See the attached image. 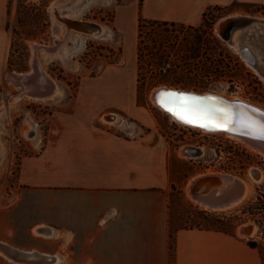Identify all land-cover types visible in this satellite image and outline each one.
Listing matches in <instances>:
<instances>
[{
	"label": "rangeland",
	"instance_id": "rangeland-1",
	"mask_svg": "<svg viewBox=\"0 0 264 264\" xmlns=\"http://www.w3.org/2000/svg\"><path fill=\"white\" fill-rule=\"evenodd\" d=\"M53 1L9 0L12 46L0 82V234H7L2 239L14 246L58 254L60 261L22 262L0 253V264L68 263L65 253L71 246L66 244L65 230H56L51 236L36 231L39 223L64 219L63 200L56 204V197L30 189L20 181L19 173L23 158L37 153L47 142L54 114L73 108L74 96H136L149 119L147 126L138 118L120 112L125 124L135 128L152 125L171 144L170 170L174 183L169 190V217L172 216V225L184 223L187 213L197 209L238 215L237 234L248 242L256 241L264 260V208H254L253 212L247 208L258 201L259 189L264 185V156L236 138L181 125L152 99L157 86L169 85L225 92L227 96L239 94L264 104V78L217 30L218 23L226 16L264 17V4L235 2L211 6L203 27L200 24L204 18L198 24L171 20L176 23L144 21L141 26L142 18L152 19L141 14L144 0H65L68 6L58 10L59 14L68 13L106 25L105 35L96 36L74 28L69 30L59 15L54 14ZM34 44L40 46L37 52ZM43 47H57L61 54ZM35 60L56 80L60 91L47 99L27 95L15 98L18 88L7 79V74L13 70H33ZM183 146H200L204 153L182 155ZM254 166L262 169L261 180L250 174ZM211 171L231 172L249 180L254 189L252 195L233 210L203 207L190 197L187 185L194 176ZM247 223L257 225V229L253 234L243 235L241 227Z\"/></svg>",
	"mask_w": 264,
	"mask_h": 264
},
{
	"label": "crops",
	"instance_id": "crops-1",
	"mask_svg": "<svg viewBox=\"0 0 264 264\" xmlns=\"http://www.w3.org/2000/svg\"><path fill=\"white\" fill-rule=\"evenodd\" d=\"M235 2L264 4V0H144L141 14L198 24L209 7ZM8 19L9 0H0V82L12 46ZM73 101L72 109L54 114L47 142L23 158L19 173L30 189L56 197V204L63 200L64 219L51 218L54 223L49 225L68 235L66 264H170L169 190L174 183L170 142L152 125L125 124L122 113L147 126L149 119L136 96H74ZM6 237L0 234L2 241ZM175 264L264 260L258 247L239 234L182 228L176 235Z\"/></svg>",
	"mask_w": 264,
	"mask_h": 264
},
{
	"label": "bare ground",
	"instance_id": "bare-ground-1",
	"mask_svg": "<svg viewBox=\"0 0 264 264\" xmlns=\"http://www.w3.org/2000/svg\"><path fill=\"white\" fill-rule=\"evenodd\" d=\"M65 0H54L53 1V12L56 16L59 15V17L61 18L62 21H64L67 24V27L70 29H73L69 26V24L66 22V20H73V21H88V22H92L98 26H100L101 30L100 31H95L92 34L96 35V36H100L102 34L105 35V31H107V27L106 25H104L101 22H97L95 20H89V19H81V18H77V17H72L70 14L66 13V14H59L58 10L60 11L61 8L68 6V4L64 3ZM70 6V5H69ZM58 14V15H57ZM240 15H245V14H237V15H232V16H226L224 18H222L220 20V22L217 25V30L219 33H221V24L224 20L233 17V16H240ZM258 18H261L264 20V17L262 16H256ZM250 32V33H248ZM246 34H244L243 30H238L235 32L234 34V44H232L233 47L236 48V50H238L239 52H247L249 55H251L259 64H261L264 67V54L262 53V50L259 48V45H257L254 40L257 39H264V24H260V23H256L254 25V27H252ZM85 33V32H84ZM244 34V35H243ZM255 36L254 39H252V41L250 40L251 36ZM83 41V40H82ZM262 46V45H261ZM40 46L38 44H34L33 48L34 51L37 52L38 48ZM44 50L46 51H51L54 53H60L59 49L56 47L54 49H49V47H43ZM70 48V47H69ZM54 50V51H52ZM63 51V50H62ZM244 54V53H243ZM245 55V54H244ZM246 59V61L251 64V61L249 60L248 57H244ZM34 59V58H33ZM34 62V61H33ZM254 67V66H253ZM255 68V67H254ZM257 70V68H255ZM45 71V70H44ZM45 75L52 78L46 71H45ZM263 77V76H262ZM264 78V77H263ZM54 79V78H53ZM55 83H56V89L55 92L52 96H55L59 91H60V87L59 84L56 82V80L54 79ZM173 89V90H171ZM174 89H178L175 90ZM34 90V86L31 85L30 83H24L22 84V86L19 88V92L17 95H15V98H19V97H23V96H34L32 94V91ZM181 91H192L194 93H201V94H207L210 92H214L217 94H220L222 96H227L224 95L226 94L225 92H222L224 94L215 92V91H196V90H190V89H185V88H180V87H176V86H169V85H160L157 86L152 93V99L155 103V105L162 110L164 113L168 114L173 120L179 122L181 125L186 126V127H190V128H194V129H202L201 127H199L197 124H193L194 120L198 121L200 123H204V124H209L207 121H203V120H199V119H195L193 117L190 116V114L192 115V113H199L201 114H207L209 110H204V106L203 108L201 107V105L199 104V102H195L194 100H192L191 98H188L187 96H179L177 99L178 102H173L172 98H170L167 94L168 93H180ZM239 94H233L232 96H227L229 98H233V99H243L246 100L248 102L254 103L258 106H260L261 108L264 109V104L259 103V102H255L249 98H244L241 96H238ZM208 96H213V95H208ZM50 97V98H51ZM34 98V97H33ZM39 98V97H36ZM43 99H47V98H43ZM214 105V104H212ZM211 105V106H212ZM166 109H169L171 111V113H169L168 111H166ZM195 115V114H194ZM115 116V115H113ZM186 121H190V122H186ZM188 123H192V124H188ZM192 126V127H191ZM204 130V132L206 133H211V134H225L227 136L236 138L238 140L243 141L245 144H247L251 149L254 150H258L261 151L260 148L254 143L252 142L249 138L245 137V136H241V135H237L231 132H225L222 129H212V130H208L207 128L202 129V131ZM187 147L183 146L180 149V152L182 155H190L188 154L186 150ZM192 156V155H190ZM261 168H257V167H251L250 169V174L253 175V177L257 180H261L263 177V172L260 170ZM255 170H260L261 174L260 176H256L254 175V171ZM210 177H214L212 179H214V182H224L226 180H229V178H236L239 179L241 181H244V179L234 173L231 172H224V171H211V172H204V173H200L196 176H194L193 178L190 179L188 185H187V190L188 193L190 195V197L200 203L203 207L205 208H209L211 210H233L235 208H237L238 206H240L242 203H244L253 193V185L252 183L245 181L246 184V189L244 191V193L242 195H240L234 202L230 203V204H215L213 203L211 197H213L214 194H217L216 189L212 190L211 192L207 193L205 197H201V195H197L196 193V189L199 182L204 181ZM228 178V179H227ZM212 184H208L206 185L203 189L205 190L206 188L209 189L210 186ZM215 192V193H214ZM249 229L248 231H244V229ZM257 229V225L253 224V223H247L246 225H244L243 227H241V233L244 234H253ZM36 231L45 235V236H51L52 234H54L55 229L53 227H51L49 224H41L38 225L36 227ZM0 253L5 254L7 257H9L10 259H15V260H20L22 262H31V263H48V262H56V260L58 258H60L59 255H56L57 257H55L54 254L52 253H48L45 251H41L37 248L35 249H23L17 246L12 245L9 242L6 241H2L0 239ZM52 260V261H50Z\"/></svg>",
	"mask_w": 264,
	"mask_h": 264
},
{
	"label": "water",
	"instance_id": "water-1",
	"mask_svg": "<svg viewBox=\"0 0 264 264\" xmlns=\"http://www.w3.org/2000/svg\"><path fill=\"white\" fill-rule=\"evenodd\" d=\"M66 22L71 28L88 33L101 30L100 26L88 21H73L68 19ZM256 23L264 24V20L253 15L233 16L222 22L220 34L229 44L232 45L235 41L234 34L236 31L243 30L244 34H246L252 27H254ZM254 42L257 45H262L261 50L264 51V39L256 38ZM240 54H242L243 57H248L252 66L257 68L258 73L264 77V67L261 64H259L247 52H240ZM45 74L46 73L42 66L37 62V60H35L33 70H13L7 74V79L18 88L17 93L19 92V88L22 86V84L30 83L34 86V90L32 91L34 96L31 97H39L43 99L50 98L56 89V83L53 77L50 78ZM175 90L178 89H174V91ZM180 94H185V96L188 98H191L195 102H199L200 105L202 104L201 107L203 108L204 106L205 111L209 110L207 114L205 113L200 115L197 112L194 113L195 115L193 113L192 115L190 114L191 117L194 116L193 118L195 119L207 121L209 124L200 123L195 120L193 124H197L202 129H222L225 132H231L237 135L245 136L260 148L261 151H257L264 156V139L260 138V122L264 121L263 108L243 99H233L214 92L201 94L197 92L194 93L192 91H181ZM166 111L171 113L169 109ZM201 125H207V127H202ZM185 151H187L188 154L192 156H200L204 153L203 148L200 146H187ZM260 174V170L254 171V175L256 176H260ZM212 178L214 177H210L199 182L197 188H195V191L197 195L205 197L207 193L216 189L217 194H214L213 197H211L213 203L215 204H230L234 202L240 195L244 193L246 189L245 181L250 182L249 180L242 177L244 181L236 178H229V180L217 183L214 182V179ZM209 183L212 184L210 188H206L204 190L203 188ZM244 231L249 232V229L245 228Z\"/></svg>",
	"mask_w": 264,
	"mask_h": 264
},
{
	"label": "trees",
	"instance_id": "trees-1",
	"mask_svg": "<svg viewBox=\"0 0 264 264\" xmlns=\"http://www.w3.org/2000/svg\"><path fill=\"white\" fill-rule=\"evenodd\" d=\"M211 10V7L208 8V11ZM208 11L204 13V20L200 24V27L206 25ZM144 21H152L155 24L169 25L175 24V21L171 20H158V19H150L147 20L145 18L141 19V26H143L142 22ZM7 27L9 28V22L7 23ZM221 75V74H220ZM175 189V187H174ZM257 204H261V206H257ZM264 185L262 189H259L258 201L250 203L247 207L250 212L254 208H264ZM246 208V209H247ZM246 211V210H244ZM237 219H239L238 215L227 216L225 214H220L217 212L209 211L206 209H197L196 212L193 213L188 212L187 217L184 223H180L175 227L172 225V216L169 217V232H170V264H175L176 261V235L177 232L182 228H201V229H213L217 231H224L231 234H237L236 228L238 225ZM252 246L259 247V244L256 241L249 242Z\"/></svg>",
	"mask_w": 264,
	"mask_h": 264
},
{
	"label": "snow or ice",
	"instance_id": "snow-or-ice-1",
	"mask_svg": "<svg viewBox=\"0 0 264 264\" xmlns=\"http://www.w3.org/2000/svg\"><path fill=\"white\" fill-rule=\"evenodd\" d=\"M170 98H172L173 102H178L176 98L179 96L185 95V94H180V93H168L167 94ZM167 110V109H166ZM190 122V121H186ZM202 127H207V125H201ZM260 138L264 139V121L260 122Z\"/></svg>",
	"mask_w": 264,
	"mask_h": 264
},
{
	"label": "built area",
	"instance_id": "built-area-1",
	"mask_svg": "<svg viewBox=\"0 0 264 264\" xmlns=\"http://www.w3.org/2000/svg\"><path fill=\"white\" fill-rule=\"evenodd\" d=\"M168 65H170V64H168ZM164 68L166 69V67L164 66Z\"/></svg>",
	"mask_w": 264,
	"mask_h": 264
}]
</instances>
